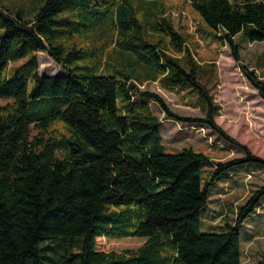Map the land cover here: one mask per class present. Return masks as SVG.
Wrapping results in <instances>:
<instances>
[{
  "label": "trees",
  "instance_id": "1",
  "mask_svg": "<svg viewBox=\"0 0 264 264\" xmlns=\"http://www.w3.org/2000/svg\"><path fill=\"white\" fill-rule=\"evenodd\" d=\"M187 1L199 34L225 43L234 61L236 37L264 42V0ZM12 2L0 0V264H241L248 233L239 228L264 184L219 229L202 211L216 178L264 159L214 122L202 66L163 4L37 0L27 16ZM38 51L62 73L39 74ZM240 67L264 100V82ZM153 81L192 91L203 117L177 116L140 89ZM149 101L167 118L212 129L242 156L214 163L204 180L207 155L163 151Z\"/></svg>",
  "mask_w": 264,
  "mask_h": 264
},
{
  "label": "rangeland",
  "instance_id": "2",
  "mask_svg": "<svg viewBox=\"0 0 264 264\" xmlns=\"http://www.w3.org/2000/svg\"><path fill=\"white\" fill-rule=\"evenodd\" d=\"M148 1L152 0H132L134 4H149ZM154 1V4H163L164 16L174 30L187 37L186 46L202 66L204 72L200 73L201 84L218 107L214 122L226 134L244 145L251 154L264 159V100L248 83L240 67L242 65L253 71L264 82V42H246L236 37L240 64L233 60L225 43L220 45L218 41L199 34L197 29L203 27L202 22L187 0ZM12 3L14 6L21 5L25 15L29 16L37 0H13ZM36 59L39 74L62 73L60 67L45 52H36ZM140 89L157 93L177 116L203 117L197 97L192 91L191 94L166 91L156 81L146 82ZM5 101L6 99L0 98V105ZM149 106L160 122L159 132L164 152L174 153L182 148H191L208 156L210 163L204 166V180L208 179L214 163L242 156L240 149L220 138L205 125L167 118L152 101H149ZM263 184L264 167L254 162H247L227 171L210 186L207 204L201 210L203 221L215 229H219L224 222L231 223L236 207L243 204L251 192ZM244 229L248 235L240 244L241 264H256L264 254V196L251 217L241 223L239 231L243 232ZM200 231H205L201 225Z\"/></svg>",
  "mask_w": 264,
  "mask_h": 264
},
{
  "label": "crops",
  "instance_id": "3",
  "mask_svg": "<svg viewBox=\"0 0 264 264\" xmlns=\"http://www.w3.org/2000/svg\"><path fill=\"white\" fill-rule=\"evenodd\" d=\"M248 233V232H247ZM248 235V234H247ZM246 237V236H245Z\"/></svg>",
  "mask_w": 264,
  "mask_h": 264
}]
</instances>
